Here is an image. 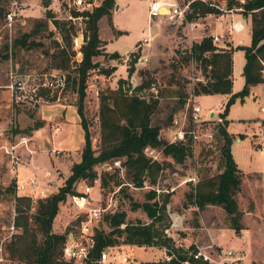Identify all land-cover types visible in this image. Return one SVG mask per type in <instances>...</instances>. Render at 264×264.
<instances>
[{
	"label": "rangeland",
	"instance_id": "374dc122",
	"mask_svg": "<svg viewBox=\"0 0 264 264\" xmlns=\"http://www.w3.org/2000/svg\"><path fill=\"white\" fill-rule=\"evenodd\" d=\"M10 1L0 0V91L5 89L4 85L9 81L8 74L11 69L47 71L52 68H62L71 77L76 75L74 58L83 43V32H80L79 24L66 21H59L58 25L52 21L49 23L43 0H24L21 5V9H25L22 11V17L9 30L5 26L4 17ZM208 1L216 4L222 11L218 14L207 15L193 32L189 30L185 22H174L162 16L149 22L147 0H115L110 18L103 16L99 19V37L105 51L107 53L116 52L120 58L109 59L103 55L95 57L94 60L103 67L115 66V70L106 75L102 74L99 68H95L90 71L86 81L84 115L89 124L93 148H99V94L108 89L117 88L120 78L127 79V83H124L125 88L128 84L132 87L138 85L141 82L140 72H145L146 77H150L152 80L151 87L140 94L155 100L156 107L151 120L154 125L160 127V136L163 140L170 141L175 132L180 129L186 131L189 128L188 117L185 118L193 103L188 101L189 97L195 96L194 101L200 107L205 118H208L211 113H214V116L196 128L198 139H196L192 154L186 158L183 164L175 163L159 148L145 149L148 157L159 160L164 165L157 185L153 187L145 185L142 188L132 186L126 178L125 169L120 165V162L110 161L95 167L97 175L92 182L89 180L79 181L75 184V189L79 193L85 185H92L89 197L93 203L87 207H102L104 209L101 212L97 228L105 232L110 230L105 216L114 212L124 211L126 222H147L148 218L143 209H133L132 203L145 202L146 192L151 188H154L158 195L169 191L171 197L167 205V212L171 219V225L167 232L169 236L175 237L178 245L181 244L184 249H188L192 245L194 247L206 246L212 243V239L216 246L242 250L248 264H264V152L260 153L255 150L251 142V138L254 141L264 142V133L260 127V120L264 117V113L261 111V107L264 106L262 84L252 86L243 101L237 98L229 106L225 116L228 121L227 130L235 136L231 141V154L237 165L247 174L243 187L236 196L238 207L243 211L240 220L241 229L236 231L230 228L227 214L220 206L211 205L204 211L194 214L193 206L183 207L182 205L185 192L189 190L191 183L193 184L188 178L194 171L198 175L197 179L211 176L218 171L221 141L215 119L224 112L227 101V98L218 93L193 94L196 83L203 78L202 67L198 60L190 58L188 61H184L183 56L190 54L192 45L202 36L216 31L222 37V41L217 44L231 46L233 44L232 92L236 93L242 89L244 84L242 75L244 52L240 47L249 45L251 41L250 16L246 17L245 28L242 32L229 34L226 31L231 19L228 9L238 8V5L234 3L230 6V0ZM116 4L119 9H116ZM237 13L239 12L234 10V14ZM240 13L242 14V12ZM222 24L225 29L221 28ZM65 30H69L72 39L71 49H68L64 58L68 60V67L57 65L55 62H59L60 58H54L52 55L58 46L65 45V41L62 39ZM24 34H30L28 41L35 40L40 42V45L30 49L14 45V41ZM132 51L138 52L139 58L135 64L134 73L127 78L128 54ZM184 96L188 98L182 107L179 105V100ZM77 99L78 94L70 81L63 98L59 101L42 104L37 115V109L24 110L20 121L14 112L13 123L11 121L8 123L4 137L12 142L17 141V135L29 134L30 127L34 125L35 121L40 120L41 114L44 119H47L46 126L35 132V136L38 135L39 143L35 148L31 147L33 153L35 150L36 153L32 162L26 164L29 167L24 169V167L17 166L18 184L24 183L26 177L30 176H36L39 179L38 195L34 194L36 196L31 197L34 203L40 196L44 197V195L48 196L54 193L69 175L71 165L80 160L83 129L75 109ZM62 113L65 114V120L68 122L67 125L65 123L62 125L69 129L52 136L49 117ZM4 143L7 142H0V264H16V261L9 258L6 247L11 236L17 231L13 228L15 201L14 196L5 192V189L11 182H15V186L18 185L16 182L17 170L15 171L11 167L9 158L1 147ZM58 149L59 154L53 153V150ZM23 160L20 154V164ZM47 172L51 174L49 177H45ZM104 173H107V184L101 185L100 178ZM182 183V187L178 188V185ZM28 190L25 192L26 194L32 193L31 190ZM15 191L18 194L19 190L15 188ZM85 211L86 209L77 207L72 200V195H67L66 199L59 204L53 230L62 233L66 231L67 238L71 241L72 238L69 235L77 234L79 230L77 227L80 220L85 217ZM123 227L124 224L121 225V228ZM207 229L210 230L211 237L207 235ZM117 245H120V255L132 254L137 261L139 260L136 257L138 248L135 247L138 245L126 243ZM138 247L143 248H139L140 251L150 252L148 264H169L162 260L164 253L161 247L153 246V248L146 245ZM68 264L84 263L70 261ZM141 264L147 263L141 261Z\"/></svg>",
	"mask_w": 264,
	"mask_h": 264
},
{
	"label": "trees",
	"instance_id": "16d2710c",
	"mask_svg": "<svg viewBox=\"0 0 264 264\" xmlns=\"http://www.w3.org/2000/svg\"><path fill=\"white\" fill-rule=\"evenodd\" d=\"M237 4L242 8L245 17L250 16L251 41L247 46L240 47L244 52V65L242 75L244 84L236 93L232 92V66L233 46L229 44H214L210 34L204 35L191 47L190 54L183 56L184 61L190 58L198 60L202 67L203 78L196 83L193 94H229L225 103L224 112L220 114L222 123H217L219 140L221 141V157L218 171L211 175L197 179L191 183L189 190L185 192L183 207L193 206L194 214L203 211L209 205L220 206L227 214L230 228L238 231L241 229V217L243 211L239 209L236 196L241 191L243 173L237 166L231 154L230 145L232 135L227 131V119L225 118L229 106L237 99L243 101L248 95L251 86L262 83L264 85V0H230L229 5ZM45 5L47 3L45 2ZM115 0H104L102 4L87 12V20L83 31V43L80 47L82 54L80 62H76L70 81L78 94L76 110L83 129V146L78 162L70 167V173L62 185L52 194L37 198L35 203L30 196L18 195L15 191V182H11L5 192L14 196V219L13 227L17 230L6 245L9 258L16 264H68L61 258L62 247L67 240V232L57 233L53 230V221L58 212L59 204L66 199L67 195L78 193L75 184L82 180L93 181L96 178L95 167L110 161H119L125 169V176L136 188L145 185L153 187L157 185L160 172L164 165L159 160L148 157L146 148H159L165 156L170 157L175 163L183 164L186 158L192 154L197 140H193L189 128L184 131V139L180 141H166L160 136V127L154 125L151 120L156 107L155 100L141 95L142 91L151 87L152 80L146 77L145 72H140L141 82L132 87L124 83L127 79L120 78L115 89H108L99 94L98 122H99V148L92 146L89 124L84 115V99L86 95V81L91 70L99 68L102 74L109 75L115 70V66L103 67L94 58L103 55L109 59H119L116 52L107 53L99 37V19L103 16L110 18ZM191 12L189 20H197L212 13H221L207 2L194 0L190 4ZM46 16L51 17L50 11ZM58 25V21H54ZM33 33V32H32ZM30 34H24L14 41V45L30 49L40 45L35 40L28 41ZM62 39L64 46H58L53 57L60 58L57 65L68 67L65 60L66 52L71 49L72 39L69 30H65ZM74 53V52H73ZM7 57V56H5ZM139 58L138 52L128 54L127 78L135 71V64ZM68 87V86H67ZM187 96L179 100V105L184 106ZM189 107V106H188ZM190 109V107H189ZM211 120V119H210ZM214 121V120H213ZM43 122L35 121L30 129L42 126ZM264 127V120L261 121ZM197 175V173H196ZM107 173L100 178L101 185L107 184ZM198 177V175H197ZM146 201L132 203V208H142L148 222H126L124 211L114 212L105 216L110 227L108 232L95 229L94 245L89 258L84 264H96L101 250L105 246H113L120 243L146 246H165L172 248L181 261L187 258V250L174 247V240L167 236L165 230L171 225V219L167 212L171 193L168 191L157 194L154 188L146 192ZM33 208V211H31ZM124 227L121 228V225ZM41 235V238H39ZM190 250L195 247L189 246ZM194 264H202L194 260ZM171 264H183L172 260Z\"/></svg>",
	"mask_w": 264,
	"mask_h": 264
},
{
	"label": "built area",
	"instance_id": "2783aa9c",
	"mask_svg": "<svg viewBox=\"0 0 264 264\" xmlns=\"http://www.w3.org/2000/svg\"><path fill=\"white\" fill-rule=\"evenodd\" d=\"M23 1L24 0L10 1L9 8L7 9L4 17L5 26H7L9 30H11L13 24H15V22L20 20V17H22V11L24 9H21V5L23 4ZM43 1L46 11H50L52 15L49 17V23H51V21L52 23H54V21H66L69 23L77 22L80 26V32L82 33L85 28V21L88 18L86 13L92 12V10L100 6L104 0ZM193 1L194 0H147L148 21L151 22L153 19L162 16L174 22H185L189 30L193 32L202 23V20L206 18L205 16L203 18H198L197 20L188 19L187 16L191 12L190 4ZM201 1L207 2L210 6L221 10V8H219L216 4L208 0ZM45 2L47 5H45ZM240 2L243 3L244 0H240ZM234 10L239 13L234 14ZM228 12L231 13L232 17H234V15L237 17L234 20H231L227 26V33L232 34L242 32L245 28L244 22L246 19V17L240 13L242 12V8L238 7L228 9ZM210 36L214 44L222 41V37L218 33H211ZM81 57L82 54L80 53V49H78L74 60L78 63L80 62ZM67 77L68 72L62 68H52L47 71L35 69L30 71H18V69H11L8 74L9 81L5 85V88L9 91L11 106L13 109L21 107L33 110L37 109L42 104L48 103L49 101H59L63 98L67 89ZM194 99L195 96L188 98V101H192L193 103L190 107L188 116H185V118L188 117L187 119L191 123L192 129L190 134L195 141L198 139L196 128H198L202 122L208 121L209 117L205 118L202 115L201 109L196 104ZM261 110L263 111L264 108H261ZM215 121L217 123H222V118L217 117ZM11 123H13V120H11ZM183 139L184 130L180 129L175 132L172 140L170 141H180ZM28 143L29 140L26 136H20L17 141L9 142L6 146H3L4 152L9 158L11 167L15 169V171L17 170V166L20 164V146L22 145L29 154L33 153V150L29 148ZM146 149L148 150V148ZM53 153L57 155L60 151L53 150ZM188 180L193 182V184L197 182V175L195 171L192 176L188 178ZM37 182V178L32 176L27 180L25 185L18 184L16 189H29V191L31 190V192H34L38 188ZM91 191L92 185H85L81 192L72 195V200L77 207L80 209H86V215L79 222V226L77 227L79 230L77 234H70L69 237L72 238V240L70 241L67 238L62 247L61 258L64 261L84 263L89 258L90 251L93 248L95 229L97 228V223L101 217V212L104 209L102 207H87V205H91L93 203L92 199L89 197ZM167 231L168 230L166 229L165 233L169 236ZM174 242L175 248L184 249L181 244L178 245L176 241ZM161 250L164 253L162 260L169 264H171L172 260H177L183 264H194L190 261L191 257L202 264H248L246 262V255L242 250L235 248L225 249L212 243L206 246L195 247L194 250L184 249L187 250V258L183 261L179 259L177 253L172 248L162 246ZM135 259V256L132 254L120 255V245L105 246L101 250L99 258L96 260V264H137L138 261L137 259L135 261Z\"/></svg>",
	"mask_w": 264,
	"mask_h": 264
},
{
	"label": "crops",
	"instance_id": "0c3cea01",
	"mask_svg": "<svg viewBox=\"0 0 264 264\" xmlns=\"http://www.w3.org/2000/svg\"><path fill=\"white\" fill-rule=\"evenodd\" d=\"M119 9V6L116 4V9ZM25 10V9H24ZM232 17V16H231ZM237 16H235L234 15V17H232L231 19H230V22H231V20H234L235 18H236ZM229 22V23H230ZM229 25V24H228ZM222 27H224V24H222V26H221V28ZM250 27H251V23H250ZM224 29H225V27H224ZM250 32H251V28H250ZM213 33H217L216 31H214ZM232 46H233V44H232ZM259 84H262V83H259ZM263 85V84H262ZM5 86V85H4ZM252 87V86H251ZM5 88V87H4ZM263 88H264V85H263ZM223 95V94H222ZM225 98H228L229 97V94H226V95H223ZM69 105V104H68ZM74 106V105H73ZM21 107H17V108H15V109H13V107L11 106V102H10V95H9V91L5 88L4 90H1L0 91V142H3V141H5V142H7V143H4L1 147H3V146H6L9 142H11V141H8V140H6L5 138L6 137H4L5 135H4V133H6V129H7V127H8V123L12 120V114H13V110H14V112H15V114H16V118H18V121H20V120H22V116H23V114H22V112H24V110H29V109H24V108H21ZM261 108H264V106H262ZM75 109H76V106H75ZM39 111H40V106L37 108V111H36V115L39 113ZM262 111V110H261ZM263 113H264V110L262 111ZM64 113V112H63ZM56 114V115H53V116H50L49 118H50V120H49V123H50V128H51V130H52V136H53V134H55V136H56V134L57 133H60V132H64V131H66L67 129H69V128H67V126H64V125H62V124H66L67 125V121L65 120V114ZM40 114H41V112H40ZM213 115H214V113H213ZM43 115L41 114V117L39 118L40 120L39 121H41V122H43V124H42V126H40V127H38V128H36V129H30L29 130V134H23V135H17L16 136V139L18 140V138L20 137V136H26L27 138H28V140H29V143H28V146H29V148L30 149H32L31 147H33V148H35V146L39 143V138H38V135H36L35 136V132H37L39 129H41V128H43V127H45L46 126V124H47V119H44L43 117H42ZM33 119H35V118H33ZM79 119V123H80V118H78ZM262 120H264V117L260 120V125H261V121ZM19 127H21V125H19ZM261 127V129H262V131H263V133H264V127L261 125L260 126ZM17 130V129H16ZM15 130V131H16ZM228 131V130H227ZM229 132V131H228ZM230 133V132H229ZM231 135H232V139H234V135L232 134V133H230ZM51 136V137H52ZM65 141V140H64ZM238 141V140H237ZM239 142V141H238ZM251 142L253 143V147H254V149L255 150H258L260 153H263L264 152V142L262 141V142H258V141H254V139L253 138H251ZM231 146V145H230ZM59 150V149H58ZM231 150V149H230ZM19 151L21 152L20 154L22 155V158L24 159L23 160V162L21 163V164H19L18 166H20L21 168L22 167H24V169H26L27 167H29V166H27L26 164H30L31 162H32V160H33V156H34V154L36 153V150H35V152L33 153V154H29L28 152H27V150L25 149V148H23L22 147V145L20 146V148H19ZM237 164V163H236ZM73 165V164H72ZM71 165V166H72ZM238 166V165H237ZM239 167V166H238ZM18 168V167H17ZM240 168V167H239ZM240 170L242 171V173H243V182H242V186H241V188L243 187V183H244V178H245V176H247V174H245V172L240 168ZM17 174H16V182H17V184H18V169H17V172H16ZM69 173H70V171H69ZM47 175V176H46ZM51 174L49 173V172H47L46 174H45V177H49ZM30 177H32V176H30ZM30 177H26V180H25V182L24 183H20V184H23V185H25V183L27 182V180L30 178ZM36 177V176H35ZM37 178V177H36ZM37 183H38V188L34 191V192H32V193H25L27 190H19V192H18V195H26V196H30V197H32V196H36V195H38V191H39V179L37 178ZM64 182V181H63ZM184 183V182H183ZM183 183L182 184H179L178 185V188H180V187H182V185H183ZM29 191V190H28ZM183 192V191H182ZM34 194H36V195H34ZM184 194V193H183ZM41 197V196H40ZM43 197V196H42ZM44 197H46L45 195H44ZM209 206H211V205H209ZM208 207V206H207ZM204 211V210H203ZM149 221V220H148ZM147 221V222H148ZM53 224H54V221H53ZM194 226H197L196 224H194ZM169 229V228H168ZM55 232H57V233H62V232H60V231H55ZM207 235L209 236V237H211V232H210V230L209 229H207ZM173 236V235H172ZM175 237L173 236L172 237V239L174 240V241H176L175 239H174ZM211 239V238H210ZM211 242H212V244H215L214 242H213V240L211 239ZM211 244V243H210ZM216 245V244H215ZM135 247H137L138 249L140 248V249H143V248H141V247H138V246H135ZM153 247V246H152ZM195 247H199V246H195ZM154 248V247H153ZM136 250L137 252H138V254H136L137 256V258L139 259L138 260V263L137 264H141V261H144V263H149L150 262V259H149V255H150V252H147V251H145V250H143V251H140V250ZM140 261V262H139ZM146 261V262H145Z\"/></svg>",
	"mask_w": 264,
	"mask_h": 264
},
{
	"label": "water",
	"instance_id": "95a60500",
	"mask_svg": "<svg viewBox=\"0 0 264 264\" xmlns=\"http://www.w3.org/2000/svg\"><path fill=\"white\" fill-rule=\"evenodd\" d=\"M214 115H213V113H211L210 115H209V118H212Z\"/></svg>",
	"mask_w": 264,
	"mask_h": 264
}]
</instances>
